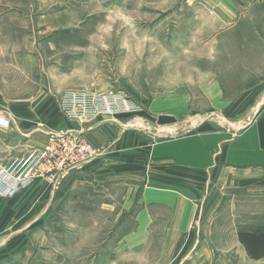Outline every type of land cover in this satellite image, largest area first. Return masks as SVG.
<instances>
[{"label": "crops", "instance_id": "crops-1", "mask_svg": "<svg viewBox=\"0 0 264 264\" xmlns=\"http://www.w3.org/2000/svg\"><path fill=\"white\" fill-rule=\"evenodd\" d=\"M173 3L167 8L152 7L151 20L157 27L184 32L180 39H162L166 44L156 40L151 59L142 60L141 68L147 73H141L142 77L154 78L158 71L150 85L143 80L138 88L139 97L148 93L146 86L155 96L150 100L149 117L138 115L145 126H128L113 117L96 120L82 134L99 152L82 168L90 173L88 188L93 196L86 204L87 214L116 212L119 219L135 207V226L121 234L115 230L112 255L116 257L108 255L105 264H138V254L153 246V253L167 256L166 264H221L223 249L209 240L212 224L222 219L217 215L224 187L232 186L229 182L246 194H254L249 190L264 193V0ZM176 45L190 56L181 65L186 68L177 72ZM147 64L150 69L146 70ZM211 110L214 118L208 114ZM241 111H248L246 121ZM196 116L200 120L192 130L176 131L186 125L184 120ZM223 119L238 128L229 129L221 124ZM196 126L202 127L193 131ZM124 178L133 179V186L121 181ZM33 185L23 189L32 190ZM115 186L120 193L112 197ZM215 186L221 189L215 190L216 195ZM86 218L87 224L95 222L94 217ZM259 221L264 225V217ZM40 231L38 235L45 240L50 231ZM115 231L105 230L103 237L110 238ZM236 241L238 252L251 264L264 259H250L238 236ZM4 247L0 245V253ZM53 264H63L62 258Z\"/></svg>", "mask_w": 264, "mask_h": 264}, {"label": "rangeland", "instance_id": "rangeland-1", "mask_svg": "<svg viewBox=\"0 0 264 264\" xmlns=\"http://www.w3.org/2000/svg\"><path fill=\"white\" fill-rule=\"evenodd\" d=\"M173 2L178 6L182 0H0V165L24 155L32 146L44 145L52 136L83 137L84 130L99 119L114 117L128 126L144 127L138 115L149 117L150 100L155 96L146 86L148 93L139 97L138 88L143 80L150 85L158 71L154 78L142 77L141 73L147 74L141 68L142 60L151 59L157 41L166 44L161 40L167 36L180 39L184 32L157 27L151 20L152 7L167 8ZM175 51V71H183L186 67L181 65L189 53L178 45ZM75 91L108 99L122 95L130 107L121 102L118 111L110 114L99 104L95 105L97 112L87 116L83 102L73 98ZM241 113L246 121L248 111ZM208 114L214 118V110ZM198 120L199 116L184 120L186 125L176 131L192 130ZM221 124H227L226 119ZM226 126L238 128H231L230 123ZM91 161L76 166L79 172L70 169L60 176H37L29 191L25 188L9 194L0 189V245L5 246L0 264L7 260L12 264H53L61 258L63 264H105L114 251L116 229L121 234L135 226V207L119 219L116 212L87 214L86 204L93 196L88 188L90 173L82 168ZM121 181L134 182L130 178ZM228 184L232 186L224 187L226 196L217 215L222 219L212 224L209 242L223 249L221 264H251L238 252L236 237L239 230L264 229L259 221L264 217V193L249 190L254 194H246V190L238 191L235 183ZM133 191L131 201L135 199ZM118 193V186L112 188V197ZM86 217H94L95 222L87 224ZM102 217H107L105 222ZM46 229L50 232L43 240L38 234ZM108 229L116 231L106 239L103 236ZM149 249L138 254V264L167 263L165 254L153 253L156 246ZM258 263L264 264V259Z\"/></svg>", "mask_w": 264, "mask_h": 264}, {"label": "built area", "instance_id": "built-area-1", "mask_svg": "<svg viewBox=\"0 0 264 264\" xmlns=\"http://www.w3.org/2000/svg\"><path fill=\"white\" fill-rule=\"evenodd\" d=\"M73 98L75 101L83 102V112L87 116L91 111H96L95 105L99 104L103 105L101 109L110 114L118 111L121 102L130 107L122 95L109 96L108 99L92 93L75 91ZM84 103H87V106ZM141 110L138 106V112ZM96 154L97 151L78 134L65 138L52 136L44 145L32 147L24 155L14 157L8 163L0 165V189L9 194L15 193L30 186L37 176L44 173L60 176L64 171L91 161Z\"/></svg>", "mask_w": 264, "mask_h": 264}, {"label": "trees", "instance_id": "trees-1", "mask_svg": "<svg viewBox=\"0 0 264 264\" xmlns=\"http://www.w3.org/2000/svg\"><path fill=\"white\" fill-rule=\"evenodd\" d=\"M238 240L244 246L247 254L258 259L264 256V232L260 230H239Z\"/></svg>", "mask_w": 264, "mask_h": 264}]
</instances>
